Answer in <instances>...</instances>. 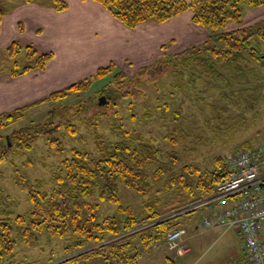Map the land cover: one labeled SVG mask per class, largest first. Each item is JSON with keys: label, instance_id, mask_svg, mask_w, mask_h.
I'll use <instances>...</instances> for the list:
<instances>
[{"label": "rangeland", "instance_id": "1", "mask_svg": "<svg viewBox=\"0 0 264 264\" xmlns=\"http://www.w3.org/2000/svg\"><path fill=\"white\" fill-rule=\"evenodd\" d=\"M65 2L67 8L62 12L67 11L69 7V3L66 0ZM17 3L6 2L8 12L2 19L13 12ZM33 5L43 7L40 3ZM75 7L73 6L72 9ZM256 9L260 8H254ZM84 16L87 18H81V24L75 27V29L80 28V31L77 30L78 35L73 33L74 27L71 26L70 28L67 26L64 35L53 36L51 29H39L35 27L36 24L26 29L25 24L19 22L18 31L26 33V37L23 41L24 37L19 34L16 40L12 41L9 38L10 34H6L7 25L0 26V79L9 77L15 65L19 71L32 62L27 59L24 52L15 57L16 59L9 57L6 48L15 41L24 46H31L39 53L52 54V58L45 64L43 70H32L27 74L47 76L50 81H54L55 78L51 76L55 73L52 72L63 73L65 69L64 85L62 83H59V86L49 85V90L43 97L24 106L39 102L51 93L80 81L90 80L91 82L87 90L70 93L59 102L47 100L33 105L25 111V116L21 120L9 127L0 128V141L4 144L8 143L10 158L13 161V165L9 161H3L0 164V190L7 198L5 204L0 203V216L4 211L3 205L7 203L13 215H25L28 212L30 208L28 191L18 184L19 180H25L31 184L37 183L40 190L50 191L52 174L62 159L70 157L73 150L96 153L95 138L98 135L106 142L119 140V131H115L119 125L125 132H130L129 135L154 140V145L161 151L164 160L169 159L170 156L179 160L175 166L176 169L185 163L211 168L213 159L216 157L226 162L230 171V161L238 153L264 144V91L263 99L256 109L245 114L238 108L231 107L225 98L220 99L219 91L206 84L204 77L191 79L186 75L180 80L172 74L171 69L183 70L178 65L182 59L180 54L189 47L199 46L208 36L203 28L192 23L191 18L190 28L181 29L182 27L177 26L171 28L169 24L149 22L131 29L125 27L127 32L114 31L117 34L116 38L101 40L94 54V52L91 53L92 48L89 44L91 32V28H88L89 15L84 14ZM90 18L93 23H97L94 25L98 26V32L94 37H101L99 33L103 32H100V23L106 19L104 17L93 19V16ZM69 21L73 22V19ZM249 22L248 24L251 25ZM61 39L67 41L65 46L63 42H59ZM35 40L40 41L31 42ZM168 57L173 58L170 64L166 62L170 60ZM58 63L67 65L61 67ZM174 65H178L179 68ZM106 68H111V72L105 71L97 79L95 74L100 69ZM189 70V68L186 69L188 73L191 71ZM117 73L126 77L120 85L114 82V76ZM262 79L264 85V75ZM54 87L56 89H53ZM102 98L104 104L100 106L99 101ZM225 104L229 106V112L218 117L211 106L222 108L226 106ZM165 105L169 106V110L165 112V117L162 119ZM13 110L6 109L3 113H10ZM51 110H54L57 116L51 121L52 125L48 126L46 125L47 116ZM176 111L178 117L174 119L173 112ZM71 123L76 128L73 135L65 133V128ZM56 125L60 127L53 129ZM36 127L41 129L45 127L43 129L47 135L40 136L28 150L17 152L14 148L12 149V142L8 138L10 133L20 128ZM179 127L183 129V134L177 132L173 143L167 139L168 135ZM124 138L131 141L129 136ZM50 141L56 144L59 142L62 150L57 152ZM121 193H123L124 201L139 212L140 202H142L140 197L124 189ZM201 203L198 202L193 206ZM206 209L201 206L195 212L179 217L176 220L177 226L184 225L186 220L191 221V226L197 225L200 222V215L208 213ZM103 211L105 214L112 210L108 205H104ZM235 232V229L229 230L227 234L217 232L207 241L201 242L193 256H177L176 250L168 251V246L163 239L153 243L147 249H142L137 244L134 249L141 253V257L134 264H194V262L195 264H229L233 255L241 250L243 243L241 237ZM195 242L192 241L193 245ZM71 243L69 238H55L41 233L34 242L16 244L15 261L20 264H57L94 247V245L89 247L85 245L83 249H75L72 248ZM166 259H170L172 263H168ZM102 262L101 259H89L86 262L80 261L79 264H101Z\"/></svg>", "mask_w": 264, "mask_h": 264}, {"label": "trees", "instance_id": "2", "mask_svg": "<svg viewBox=\"0 0 264 264\" xmlns=\"http://www.w3.org/2000/svg\"><path fill=\"white\" fill-rule=\"evenodd\" d=\"M11 1L17 4L40 3L56 12L67 8L65 0H0V20L8 12L6 2ZM91 1L101 5L116 22L129 29L149 22L163 24L181 14L191 13L192 23L203 28L208 36L199 46L189 47L180 54L182 59L179 58L181 62L178 65L183 70L171 69L172 74L180 80L186 75L191 79L204 77L206 84L219 91L220 99L225 98L231 107L238 108L241 113L254 111L263 99L264 19L244 25L243 16L246 9L264 7V0ZM230 25H234L233 29H229ZM6 51L11 58L24 52L27 59L32 60L31 64L19 71L15 65L9 77L43 70L52 58L51 53H39L31 46L16 41ZM168 59L166 62L170 64L173 58ZM187 68L191 70L189 73ZM105 71L111 72V68L100 69L95 77L100 78ZM124 79L126 77L121 73L114 76V82L118 85ZM90 83V80L80 81L32 105L1 113L0 128L21 120L25 111L33 105L47 100L59 102L70 93L87 90ZM225 105L211 108L221 117V114L229 112V106ZM168 110L169 106L165 105L162 119ZM56 116L51 110L46 125H52L51 121ZM173 116L177 119L178 112H173ZM58 127L60 125L53 129ZM43 128L14 130L8 136L12 149L17 152L30 149L40 136L47 135ZM65 129V133L72 135L76 132L72 123ZM115 131H119V140L106 142L99 135L95 138L96 153L73 150L70 157L62 159L52 174L50 191L40 190L37 183L18 181L28 191L30 208L25 215H13L8 209L9 203L3 205L4 211L0 216V264H20L15 261L16 244L34 242L41 233L55 238H69L75 249L94 245L92 249L57 264H79L89 259H101V264H134L141 257L134 246L138 244L142 249H147L161 239L165 242L166 236L178 229L176 220L200 207L185 210L211 197L215 186L230 173L226 162L216 157L211 164L213 168L185 163L176 169L179 160L172 156L164 160L154 140L129 135L130 132H125L121 125ZM177 132L183 134V129L175 128L167 139L174 143ZM124 136H129L131 141L125 140ZM50 144L56 147L57 152L62 150L59 142L50 141ZM3 161L13 165L8 143L0 141V164ZM122 189L140 197L139 212L124 201ZM5 201L7 198L0 190V203ZM104 205L111 207L112 211L104 214ZM181 211L185 212L179 213ZM229 264L251 262L244 254Z\"/></svg>", "mask_w": 264, "mask_h": 264}, {"label": "crops", "instance_id": "3", "mask_svg": "<svg viewBox=\"0 0 264 264\" xmlns=\"http://www.w3.org/2000/svg\"><path fill=\"white\" fill-rule=\"evenodd\" d=\"M69 3V7L67 11L65 12H55L52 9L49 8H43L39 7L33 4H17V7L13 10V12L6 17H4L1 22L0 26H6V34H10L9 38L13 41L16 40V38L19 36L24 37L22 40L24 41L26 37V33L24 34L23 32L18 31V23L22 22L25 24L26 29H30L33 27V24L39 28H48L49 30L51 29V34L53 36L55 35H64L65 34V29L67 26H70L73 28V33L76 35L79 34L80 28H76L77 24H81V18H87L84 16V14L89 15L88 19H90L88 28H91L90 36H89V44L91 45L90 48H92L91 53L97 50L98 44L101 43V40L103 39H114L116 38L117 34L114 33V31L119 32L122 30L123 32H127L125 30L126 28L116 22L113 17L103 9V7L91 0H66ZM73 6H76L75 8L72 9ZM41 8V10L39 8ZM262 11V12H261ZM93 16L94 18L97 17H104L106 20H103L100 24V32L101 37H94L95 33H97V24L96 22L93 23L92 19L90 17ZM191 18V14L189 12L181 14L172 20L168 21L164 25H168L169 27L173 28V26L177 27H182L183 28H190L189 26V20ZM70 19H73V22L69 21ZM264 19V7H261L260 9L252 10V9H246L244 11V16H243V24L244 25H249L253 24L259 20ZM53 20H55V26L52 24ZM25 21V22H23ZM116 22V23H115ZM10 23V24H9ZM88 24V23H87ZM99 24V23H98ZM36 28V29H37ZM75 29V30H74ZM229 29H233V26L230 25ZM79 30V31H77ZM118 30V31H117ZM34 32V31H33ZM97 36V34H96ZM9 38L6 41V43H9ZM59 39V38H57ZM80 39V37H79ZM10 40V41H11ZM53 40V39H51ZM40 40H35L31 42H39ZM59 42H63L64 46L67 44V41L64 39L59 40ZM59 64V63H58ZM61 67H66V63L59 64ZM65 70V69H64ZM63 70V73H56L57 71H54L52 73H55L51 77H54V81H50L49 77L47 76H42V75H36V74H27V75H22L18 77H13V78H1L0 79V114L3 113L4 110L6 109H16L19 106H24L26 103H29L35 99H39L43 97L46 93L47 90H49V85L51 86H59V83H62L64 85L65 83V71ZM51 74V73H50ZM61 74V75H60ZM47 77V78H45ZM75 80V79H74ZM45 87H44V85ZM53 89H56L54 87ZM212 198V196H211ZM210 198V199H211ZM211 201V200H210ZM201 207V206H200ZM204 208H207L206 210L208 213H204V215H200V222L197 225H190L191 221L186 220L184 225H178V229L184 230L183 238H182V243L187 245L189 247V252L180 255L175 250H169L168 251H174L177 256H186V255H192L195 250L199 249V244L204 241H207L209 238H211L214 234L217 232H221L222 234L224 233H229V230H224L222 228H203L201 226V221L204 217H209L212 216L215 213L216 210V205L214 202H209L208 204L204 205ZM190 225V226H189ZM240 236L238 232H235ZM261 235L264 238V228L261 231ZM242 240V238H241ZM192 241H196L193 245ZM201 243V244H202ZM200 244V245H201ZM197 247V248H195ZM238 253L233 255V259H238L242 256V254H246L244 250V244L242 243L241 250L237 251ZM168 263H172L170 259H166ZM195 264V262H194Z\"/></svg>", "mask_w": 264, "mask_h": 264}, {"label": "built area", "instance_id": "4", "mask_svg": "<svg viewBox=\"0 0 264 264\" xmlns=\"http://www.w3.org/2000/svg\"><path fill=\"white\" fill-rule=\"evenodd\" d=\"M229 169V175L215 186L211 199L185 211L214 202L215 213L204 217L201 226L235 229L243 240L251 264H264V238L261 235L264 228V144L238 153L230 161ZM183 234L184 230L177 229L165 238L168 248L180 255L190 251L182 243Z\"/></svg>", "mask_w": 264, "mask_h": 264}, {"label": "water", "instance_id": "5", "mask_svg": "<svg viewBox=\"0 0 264 264\" xmlns=\"http://www.w3.org/2000/svg\"><path fill=\"white\" fill-rule=\"evenodd\" d=\"M103 103V98L99 101V105L101 106ZM179 213H182V212H179ZM175 215V214H174ZM177 215V214H176Z\"/></svg>", "mask_w": 264, "mask_h": 264}]
</instances>
